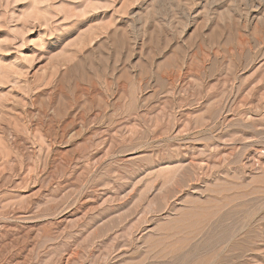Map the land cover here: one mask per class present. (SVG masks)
I'll use <instances>...</instances> for the list:
<instances>
[{
	"label": "rangeland",
	"instance_id": "1",
	"mask_svg": "<svg viewBox=\"0 0 264 264\" xmlns=\"http://www.w3.org/2000/svg\"><path fill=\"white\" fill-rule=\"evenodd\" d=\"M0 264H264V0H0Z\"/></svg>",
	"mask_w": 264,
	"mask_h": 264
}]
</instances>
